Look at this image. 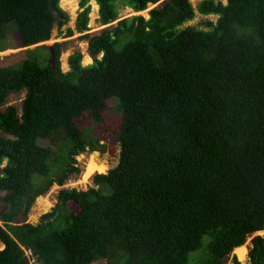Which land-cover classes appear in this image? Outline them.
Masks as SVG:
<instances>
[{"label":"trees","instance_id":"1","mask_svg":"<svg viewBox=\"0 0 264 264\" xmlns=\"http://www.w3.org/2000/svg\"><path fill=\"white\" fill-rule=\"evenodd\" d=\"M90 1L76 30L94 60L74 52L65 72L64 42L55 66L40 44L70 20L60 0H0V51L28 54L0 66V264H227L264 230V0H95L106 26L94 34ZM151 4L149 17H120ZM197 12L218 17L186 25ZM22 90L21 112L3 108ZM110 137L118 164L28 222L39 196L81 172L77 156L105 153ZM252 244L233 264H264V237Z\"/></svg>","mask_w":264,"mask_h":264},{"label":"rangeland","instance_id":"2","mask_svg":"<svg viewBox=\"0 0 264 264\" xmlns=\"http://www.w3.org/2000/svg\"><path fill=\"white\" fill-rule=\"evenodd\" d=\"M80 1L81 0H60V5L61 7L66 10L69 15H70V20L69 22L64 25L61 29L59 28L58 25L55 26L52 32V37L49 41H47L48 44L52 45L57 41L64 42L63 46V53L61 56V61H62V69L63 71H68L70 69L69 66V56L73 54L74 52H82L83 54V61L82 63L84 65H88L93 62L94 57L91 55L90 50H89V42L87 39H83L80 36L83 33H80L76 30L77 26V17L80 11L83 9L80 7ZM201 0H191L193 5L197 7ZM216 1H223L226 2V0H216ZM90 4L92 6V10L90 13V21H89V28L90 30L88 32L91 33H98L100 32L106 25H102L100 20H99V5L95 0H91ZM155 6V4H151L146 10L140 11V12H135L132 8L130 7H120V17L125 18V17H130L135 14H143L146 17H149V11ZM73 7V8H72ZM217 15H209V16H203V14L197 12L196 17L187 22V24H195L198 25L199 27H204L202 22L207 19H217ZM68 27H71L75 30L74 35L72 36H65L66 29ZM10 40L12 43L14 42L15 36H12L11 34L9 35ZM11 46H14L11 44ZM36 45H33L29 48H34ZM41 52V51H40ZM40 52H38L40 54ZM41 53H45L42 51ZM27 47H14V48H9L7 50L0 51V66H6V65H12L17 63L18 61L24 59L27 57ZM49 57V55H48ZM99 57H102V54H99ZM26 91L22 90L18 93H12L9 98L7 103L3 106V108L9 106V105H14L18 108L19 112L22 111V102L23 99L25 98ZM117 98H112L109 103L111 106L115 108L117 104ZM114 112H117V109H114ZM0 135H5V133L0 130ZM40 143L42 145H50L51 140L49 139H41ZM107 143V151L105 153H101L98 151L97 155L94 157L95 161L98 164H104L105 168L104 171H95L91 173L89 172L88 167L90 160L93 157V152L91 151H86L79 156H77L78 159V165L81 168V172L78 174H72L69 178L66 179L65 183L63 185H58V184H53L50 190L45 193L44 195L39 196L36 201L34 202L31 211L28 215V222L31 223H38L41 219V216L45 214L46 212H49L52 210V208L58 203L59 200V192L61 189L64 188H77L79 190H86L91 186H94V175L96 173H105L109 169L115 167L118 162H119V152H120V146L116 142L115 138L110 137L106 140ZM5 165V164H3ZM2 166H0V169ZM88 175V177H85ZM89 173V174H88ZM6 194V192H0V210L3 208V197ZM49 207V208H48ZM256 235H262L264 237V230L258 231L250 235L247 239V241L244 243L246 244V250L247 253L243 259H240L238 256V252L234 249L231 255L229 256L227 260V264H233V257L236 255L238 259L242 262H248L249 261V252L252 247V239ZM243 244V245H244ZM5 244L0 240V250L4 249ZM29 253V251H28ZM31 255V253H29ZM31 264H39L36 263L34 258L31 257ZM92 264H108L107 260L105 259H99L96 262H93Z\"/></svg>","mask_w":264,"mask_h":264},{"label":"bare ground","instance_id":"3","mask_svg":"<svg viewBox=\"0 0 264 264\" xmlns=\"http://www.w3.org/2000/svg\"><path fill=\"white\" fill-rule=\"evenodd\" d=\"M73 8V7H72ZM97 155V152H93V157L92 159L90 160V163H89V167H88V170L89 172L91 171V173L95 172V171H104V164H98L94 157ZM87 173H85V177L87 178L88 175H86ZM89 174V173H88ZM49 208V207H48ZM235 250L238 252V256L240 259H243L247 253V250H246V244L240 246V247H237L235 248Z\"/></svg>","mask_w":264,"mask_h":264},{"label":"water","instance_id":"4","mask_svg":"<svg viewBox=\"0 0 264 264\" xmlns=\"http://www.w3.org/2000/svg\"><path fill=\"white\" fill-rule=\"evenodd\" d=\"M158 4H155L154 7H156ZM40 44H43L45 45L46 47H48L50 50H51V58H50V61L54 64V66L56 65V54H55V51H54V46L53 44L50 45L48 44L47 42H44V43H40Z\"/></svg>","mask_w":264,"mask_h":264}]
</instances>
